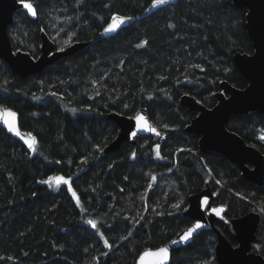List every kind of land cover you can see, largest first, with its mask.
Listing matches in <instances>:
<instances>
[{
  "label": "trees",
  "instance_id": "1",
  "mask_svg": "<svg viewBox=\"0 0 264 264\" xmlns=\"http://www.w3.org/2000/svg\"><path fill=\"white\" fill-rule=\"evenodd\" d=\"M25 2L38 14L33 17L24 7L14 12L7 29L14 49L36 57L41 28L57 49L73 32L71 43L87 44L24 77L0 59V106L14 109L20 128L38 141L32 152L0 127V264H133L143 248L167 242L190 224L182 211L205 181L228 216L259 213L251 249L264 257V182L244 179L219 153L200 152L198 136L184 131L195 111L179 104L186 93L211 107L220 81L247 84L232 59L236 51L253 50L245 8L232 0H169L148 12L151 0ZM113 13L136 19L97 38ZM142 41L147 43L137 48ZM141 107L168 136L163 141L140 136L135 145L100 156L96 146L103 148L117 133L107 114L131 116ZM226 126L264 153V115L234 114ZM156 145L163 158L156 156ZM85 157L89 163L82 165ZM72 174L79 206L66 185L41 183ZM152 175L157 179L149 189ZM176 203L181 209L173 208ZM88 219L98 222L111 248ZM216 225L235 244L224 225ZM215 243V232L203 230L175 248L169 264H214Z\"/></svg>",
  "mask_w": 264,
  "mask_h": 264
},
{
  "label": "water",
  "instance_id": "2",
  "mask_svg": "<svg viewBox=\"0 0 264 264\" xmlns=\"http://www.w3.org/2000/svg\"><path fill=\"white\" fill-rule=\"evenodd\" d=\"M232 1L236 7L246 10L244 26L253 48L250 53L236 51L232 55L236 69L247 84L239 88L226 80L220 81V89L214 93L216 102L211 107L203 105L186 93L180 96L179 104L190 111H195V115L186 124L184 131L198 136L197 147L200 152L213 151L223 155L237 165L244 179L261 185L264 182V153L254 145L246 143L237 132L227 128L226 123L234 114L255 111L264 115V0ZM21 7H23L21 0H0V59L20 77L38 73L55 60L68 56L87 44L84 41H75L61 52L57 50L54 42L46 33L41 31L40 52L36 57L31 56L27 51L14 49L7 29L13 20L14 12ZM102 31L103 28L98 33L97 38L114 34L100 35ZM2 108L16 112L8 106H2ZM138 113L145 115L147 122L160 133L159 136L147 131H138L136 137L130 135L138 127L137 121L134 119ZM107 117L116 123L117 133L103 147V151H100V156L118 149L122 144L135 145L140 136L151 137L155 141H163L168 136V132L161 130L150 121L144 107L139 108L131 116L110 111ZM5 119L9 122L12 121L11 116L0 110V127L28 148L20 137L8 131L3 122ZM16 123L21 133L26 134L27 132L19 126L18 113ZM216 196L217 192L210 187L208 181H205L199 191L188 196L187 205L184 208L187 211H182V214L191 220L190 224L179 230L167 242L156 247L143 248L136 256L133 264H169L172 251L191 242L193 237L203 230H211L216 234L214 264H264V257L251 249L252 242L256 239V230L260 221L259 213L249 211L236 217L228 216L225 204L214 203ZM205 197L209 198L211 207L224 209L221 213L223 219L210 211L200 210V201ZM197 221L203 227L198 229L192 238L186 242L171 243L172 240L179 241L178 234ZM217 222L224 225L235 244H232L229 238L220 231L216 225ZM165 246L169 249V260L166 262L162 259V254L158 252L159 248Z\"/></svg>",
  "mask_w": 264,
  "mask_h": 264
},
{
  "label": "snow or ice",
  "instance_id": "3",
  "mask_svg": "<svg viewBox=\"0 0 264 264\" xmlns=\"http://www.w3.org/2000/svg\"><path fill=\"white\" fill-rule=\"evenodd\" d=\"M80 0H77V3H79ZM169 2V0H151V4L147 7L144 8V12H148L151 9H157L160 5H164L167 4ZM22 6L27 10V13L30 14L33 17L37 16V9L34 6L33 3L31 2H25V0H21ZM105 7H108V5H105ZM72 17H68L67 20H71ZM136 19L135 17H131V16H126V15H122V14H118V13H113L110 17V19L106 22V26L103 27V31L100 33V35H107V34H111V33H118L119 31H121L123 29V26L125 24H127L129 21H132ZM67 22V21H66ZM53 27H55V25H53ZM169 27H172V25H169ZM41 31H44L43 28L40 29ZM64 29L61 28L58 32L57 35H59V32H63ZM75 36V33H71L69 35V38L67 41H65V47L70 46L73 37ZM53 39L55 40V37H53ZM147 42L146 41H142L140 44H137L136 47H143ZM65 47H60L57 50L63 52L65 50ZM123 63V61L121 62ZM105 75H107V73H105ZM163 78V77H162ZM101 79H103V77H101ZM99 81H94L93 84L94 86L96 84H98ZM52 96H56L57 93L56 92H52L50 93ZM97 94L98 91H97ZM33 99H39V97L33 96ZM125 107H128L127 105H125ZM0 110H2L4 113H6L7 115L12 117V121L9 122L7 119H5L3 122L4 124L7 126L8 131L9 132H13L16 136L20 137V139H22L24 141L25 144H27L28 148L32 151L35 152L36 151V145L38 143L37 138L35 135H33L31 132H28L26 134H22L19 127L17 126L16 123V115L17 113L14 111H11L7 108H2V106H0ZM73 111H75V109H73ZM134 119L137 121L138 127L136 130L132 131L130 133V135L132 137H136L138 131H147V132H152L155 135L159 136L160 133L154 128L152 127L146 120V117L144 114L142 113H138ZM143 122V123H141ZM260 139L264 140V136L260 137ZM98 151H103V148H100L99 146H96ZM160 146L156 145L155 146V151H156V156L158 158H163L161 157L160 154V150H159ZM132 158L134 159L136 157V153L135 151H133L131 153ZM61 161L57 160L56 163L59 164ZM89 163L88 159L85 157L81 160V164L82 165H87ZM109 167H111V165H109ZM76 174H72L70 176H68L67 178L60 176V175H56V176H49L47 179L42 180L41 183L44 184H48L50 187H57L59 188L61 186V184L66 185L68 188V191L71 193L72 197L75 199L77 206L80 205V199L77 196L76 191L73 189L72 187V179L73 176ZM157 177L155 175L151 176V182L148 184V188L151 189L153 186V183L156 181ZM55 181V185H53L51 182ZM217 183H220V181H217ZM141 199H143V197H141ZM200 210L201 211H210L211 213L215 214L216 216L220 217V219H223V216L221 215V213L224 211V209L222 207H211L210 202H209V198L205 197L200 201L199 204ZM173 208L175 209H181V203H176L173 205ZM145 210H147V206L145 205ZM153 211H155L153 209ZM183 211H187V209H183ZM159 214V213H157ZM143 217H141L142 219ZM127 219V218H126ZM86 223L88 225L91 226L92 229L95 230L96 234L99 235L100 239L103 240L104 246L107 248H111V244L109 243V240L107 238H105V235L103 232L100 231V226H98V222L94 219H88L86 220ZM203 227V225L197 221L196 223L192 224L191 227H188L186 230H184L182 233L178 234L179 235V241L177 240H172L171 243L172 244H176L180 241H188L190 238H192L193 234L195 232H197L198 229H201ZM131 235V232H129V236ZM128 237L127 236H122L121 239L122 240H126ZM85 251H87V249H85ZM158 252L160 254H162V259L166 262L169 260V249L168 247H161L158 249ZM11 259V258H9ZM205 264H210V262L206 261Z\"/></svg>",
  "mask_w": 264,
  "mask_h": 264
},
{
  "label": "rangeland",
  "instance_id": "4",
  "mask_svg": "<svg viewBox=\"0 0 264 264\" xmlns=\"http://www.w3.org/2000/svg\"><path fill=\"white\" fill-rule=\"evenodd\" d=\"M262 136H264V132H263V133H261V137H262Z\"/></svg>",
  "mask_w": 264,
  "mask_h": 264
}]
</instances>
